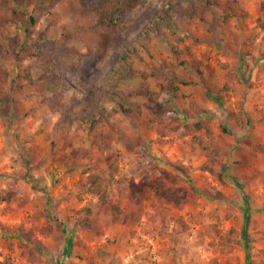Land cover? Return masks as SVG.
<instances>
[{
  "label": "rangeland",
  "instance_id": "rangeland-1",
  "mask_svg": "<svg viewBox=\"0 0 264 264\" xmlns=\"http://www.w3.org/2000/svg\"><path fill=\"white\" fill-rule=\"evenodd\" d=\"M12 4L0 0V264H264V0ZM22 11L34 23L18 26ZM28 46L98 92L118 140L100 149L76 121L52 146L61 115L46 114L48 98L24 78L32 66L50 79ZM118 92L142 113L115 111ZM198 121L210 129L181 134ZM98 174L106 202L88 191ZM120 179L129 195L114 223ZM143 179L140 209L129 185ZM169 187L182 204L158 195ZM20 226L34 230L33 249L20 245Z\"/></svg>",
  "mask_w": 264,
  "mask_h": 264
},
{
  "label": "trees",
  "instance_id": "trees-1",
  "mask_svg": "<svg viewBox=\"0 0 264 264\" xmlns=\"http://www.w3.org/2000/svg\"><path fill=\"white\" fill-rule=\"evenodd\" d=\"M6 1H14V4H12L14 13L16 12V6L24 7L23 4L25 2V0ZM18 14H16V16L13 18L14 22L18 26L24 22L28 26L31 23H34L35 21L33 15L26 14L24 11ZM256 22L258 28L264 31V19L262 17H258ZM33 55L41 56L40 54L32 50L30 46H28L25 57H30ZM120 62L121 60H119L118 64ZM41 69L43 73H46L50 76L49 80L35 79L32 74V66H27L24 69V78L27 80L28 85L33 88L37 96L41 97L42 99L48 98L44 102L45 113L48 115L59 113L61 115L60 122L57 125V128L59 130L58 137L60 138V140L59 142H52V146L54 148H63L65 139L62 135L70 131L76 121L81 122V124L85 127L92 141V144L96 145L100 149H103L108 142L114 139H119V134L108 122L106 118L107 115H105L104 112L99 114L101 110L104 111V107L102 101L98 97V92L95 89L85 90L79 86H76L69 78H67L65 75H63L60 71L56 69L55 61L53 60L50 54L46 56H41ZM119 70L121 71V69ZM116 71L117 70L114 66L110 72V75H112ZM263 73L264 62L260 64L258 70V74ZM232 75L236 77L237 74L233 72ZM169 83L171 86L169 85V87L167 88L168 92H172L174 95H177L178 88L176 87V89H172V79L169 80ZM68 89H73V98L70 101H65L63 98L65 97V93ZM143 93L151 94L152 92L145 90ZM116 96L118 97V103L117 108H115V111L122 112L124 114L142 113L143 105L141 103L128 100L124 96V94L120 92H118ZM130 96L133 97L132 93H130ZM165 96L167 97L168 94H165ZM72 104H75L74 112L69 118L65 119L64 117L70 111L69 107ZM203 128H206L207 130L210 129L209 125H206L204 122L200 121L191 124H186L182 128L181 134H193ZM41 131L42 130L40 129L39 132ZM91 178L92 175H90L88 180V191L98 196V198L102 202H106L109 193L108 177L98 174L96 178H94L92 181ZM145 181L146 179L141 180L139 183L132 181L129 185L131 196L136 201L140 209L143 208V187L147 184ZM122 185L123 180L120 179L118 184L114 187L115 197L111 204L112 220L114 223H119L121 221L122 201L129 195L128 190L122 187ZM158 185H160L159 181ZM156 190L160 197H165L168 201L173 202L175 204H182L185 201V196L183 194H178L175 190H173L172 187L167 188L165 191H161L158 188ZM10 195H15V192H10ZM85 209L88 211V213L91 212V209L89 207H86ZM262 220H264V214H262ZM84 221L87 225H90V223L88 222V216L84 219ZM19 232V235L27 241L20 242V245L23 247L24 250H31L33 249V247L38 245V240L34 236L33 229L27 231L24 226H20Z\"/></svg>",
  "mask_w": 264,
  "mask_h": 264
}]
</instances>
